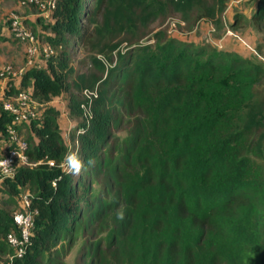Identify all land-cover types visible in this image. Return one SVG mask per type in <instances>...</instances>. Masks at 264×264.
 Segmentation results:
<instances>
[{
	"label": "trees",
	"instance_id": "obj_1",
	"mask_svg": "<svg viewBox=\"0 0 264 264\" xmlns=\"http://www.w3.org/2000/svg\"><path fill=\"white\" fill-rule=\"evenodd\" d=\"M97 2L56 0L47 39L61 53L47 68L28 71L20 89L6 87L8 97L31 88L41 105L68 92L71 111L83 123L70 143L54 108L27 124L33 166L20 167L0 190L15 198L27 188L34 229L17 256L5 241L16 229L13 218L0 209V252L9 255V264H67L79 234L99 230L104 239L87 242L75 264H264V68L163 33L154 35V43L136 36L143 37L148 23L169 7L182 13L200 8L202 18L213 19L226 0H167L152 12L132 1L120 13L123 38L114 45L127 42L128 51L108 65L100 50L103 58L91 59V81L78 73L73 80L69 50L91 45ZM257 14L264 19V0H258ZM96 84L95 97H79ZM108 97L141 119L112 170L116 200L100 206L94 198L84 205L88 181L105 164L110 130L121 120ZM11 121L8 113L0 119L6 136ZM71 153L86 166L79 175L64 166Z\"/></svg>",
	"mask_w": 264,
	"mask_h": 264
},
{
	"label": "rangeland",
	"instance_id": "obj_2",
	"mask_svg": "<svg viewBox=\"0 0 264 264\" xmlns=\"http://www.w3.org/2000/svg\"><path fill=\"white\" fill-rule=\"evenodd\" d=\"M132 1H140L152 12V9L158 8L161 2L167 0H98L96 5L101 3V8L96 23L93 25L96 33L91 45L85 49L69 50L68 63L75 71L71 79L75 80V73H78L86 75L90 82L91 77L96 74L91 66V59L97 55L102 59L103 56L99 55L102 49L107 52L104 59L108 65L118 63L119 53L125 54L128 51L130 46L127 42L115 47L114 45L123 38L120 13L124 12ZM49 2L53 0H42L44 7L39 8L34 0H0V119L6 113L3 109L4 103L14 98L12 93L9 97L6 95V87L11 84L20 89L22 78L28 71L34 68H47L50 57L59 55L62 51L60 48H55L47 39V36L51 34V25L55 23L52 17L53 8L48 7ZM201 13L200 8L182 13L175 12L169 7L162 16L148 23L147 27L142 30L143 37H139L140 33L136 36L141 43H154V35L163 33L196 47H212L236 54L264 68V19H260L257 14L258 0H226L224 10L215 15L213 19L202 18ZM13 15L22 18L26 28L30 29L36 37V51L31 58L27 51L29 44L15 38L10 30L9 23ZM82 59L85 60L84 63L81 62ZM97 88L98 84L95 85L94 90L87 89L83 91V94L78 92V95L80 98L92 95L95 97ZM25 89L31 90V88ZM259 91L264 98V82L260 85ZM34 101L36 109L32 120L43 119L49 108L56 109L59 113L61 133L70 143V134L78 130L83 123L82 118L71 111L70 94L64 92L53 97L46 105H41L36 99ZM107 103L109 108L116 111L121 120L116 121L110 130L107 143L103 147L105 164L88 181L87 192L90 193V198H84L82 201L84 205L94 198L98 199L100 206L105 205V201L113 203L116 200V188L110 184L113 180L112 170L117 164L122 163L125 150L131 145L135 135L136 122L141 119L139 115H130L119 101H113L108 97ZM21 132L28 140L30 137L28 125H24V131ZM34 139L38 140L37 137ZM7 141L8 136L0 127V152L3 151ZM108 156H110V161ZM64 166L69 167L67 162ZM1 184L0 182V186ZM26 192H28L27 188L15 198H11L4 190H0V209L12 216L20 209L22 197ZM105 236L106 233L99 230L92 236L89 233L85 236L79 234L71 251L65 257V262L75 264L81 249L87 242L96 243L99 240L100 243ZM9 261V255L0 252V264H9Z\"/></svg>",
	"mask_w": 264,
	"mask_h": 264
},
{
	"label": "built area",
	"instance_id": "obj_3",
	"mask_svg": "<svg viewBox=\"0 0 264 264\" xmlns=\"http://www.w3.org/2000/svg\"><path fill=\"white\" fill-rule=\"evenodd\" d=\"M34 2L39 8L44 7L42 0H34ZM55 5L56 0H53V2H49L48 7L54 9ZM9 26L15 38L29 44L27 51L31 58L36 51L34 33L26 28L23 19L16 15L10 18ZM49 51H51L50 48ZM34 100L32 90L22 89L14 95L13 99L3 105L4 111L11 116L12 121L6 127L8 141L3 151L0 152L1 183L6 178L14 177L20 167L33 165L27 154L28 141L21 131H24V125L30 124L32 118L35 117L36 102ZM12 218L16 229L6 234L5 241L14 253L21 257L34 229V214L30 211L28 193L23 195L20 209L12 215Z\"/></svg>",
	"mask_w": 264,
	"mask_h": 264
},
{
	"label": "clouds",
	"instance_id": "obj_4",
	"mask_svg": "<svg viewBox=\"0 0 264 264\" xmlns=\"http://www.w3.org/2000/svg\"><path fill=\"white\" fill-rule=\"evenodd\" d=\"M65 160L67 161L70 171L75 175H79L82 170H86L85 164L81 162V160L78 158V156L75 153L66 154ZM93 164L94 161L92 160H89L87 162V166H92Z\"/></svg>",
	"mask_w": 264,
	"mask_h": 264
}]
</instances>
